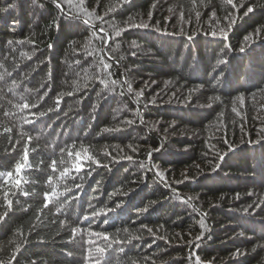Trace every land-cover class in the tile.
<instances>
[{
  "label": "trees",
  "instance_id": "trees-1",
  "mask_svg": "<svg viewBox=\"0 0 264 264\" xmlns=\"http://www.w3.org/2000/svg\"><path fill=\"white\" fill-rule=\"evenodd\" d=\"M30 2L0 0V264H264V0Z\"/></svg>",
  "mask_w": 264,
  "mask_h": 264
},
{
  "label": "snow or ice",
  "instance_id": "snow-or-ice-1",
  "mask_svg": "<svg viewBox=\"0 0 264 264\" xmlns=\"http://www.w3.org/2000/svg\"><path fill=\"white\" fill-rule=\"evenodd\" d=\"M127 2V0H119V3L120 4H123V3H126ZM57 5H58V7H60V3H58L57 2ZM13 5H9V7H12ZM232 6L234 7V8H236L235 7V4H233V2H232ZM240 7H243V4H241L240 5ZM115 10V6H110V8H109V11H114ZM253 11V7H251V6H249L248 8H247V10H246V12H245V15H247L248 13H250V12H252ZM130 23H131V19H130V21H129ZM235 21L234 20H232V21H230V25L229 26H231V23H234ZM132 26L133 27H143V28H147L148 27V24H146V23H141V24H139V25H135V24H132ZM259 31V30H258ZM117 35H119V32H117L116 33ZM246 40H248L249 39V37H246L245 38ZM13 42L11 41V43L10 44H12ZM117 47H119V46H117ZM132 47H138V45H137V43L135 42V41H133L132 42ZM242 51H243V49H241ZM121 59H122V57H121ZM223 61H221V63H222ZM107 66V65H106ZM108 67V66H107ZM132 89H131V85H129L128 86V91H131ZM137 95H139V93L137 94ZM128 123L129 124H131L132 123V121H128ZM261 133L262 134H264V128H262L261 129ZM221 159H223V157H221ZM217 167H218V165H217ZM21 169L22 168H20L19 167V164L16 166V172L17 171H21ZM158 175H160L159 173H158ZM161 179H163V177L161 176ZM46 198H47V194H46ZM142 211H147V208H145V209H142ZM201 227L203 228V227H205V225H204V221L203 220H201ZM203 225V226H202ZM199 239H200V237H199ZM238 254V253H237Z\"/></svg>",
  "mask_w": 264,
  "mask_h": 264
},
{
  "label": "clouds",
  "instance_id": "clouds-1",
  "mask_svg": "<svg viewBox=\"0 0 264 264\" xmlns=\"http://www.w3.org/2000/svg\"><path fill=\"white\" fill-rule=\"evenodd\" d=\"M50 2L52 3V4H55L56 5V7H58V5H57V3H56V0H50ZM19 3V0H17V4ZM36 3V0H31V2H30V7L33 5V4H35ZM40 7L41 8H43V5H40ZM136 42V41H135ZM11 43V41H9V44ZM52 47V45L50 44L49 45V48H51ZM105 131H107V129H105ZM246 211V210H245ZM203 226V225H202ZM241 235H243V232H241Z\"/></svg>",
  "mask_w": 264,
  "mask_h": 264
}]
</instances>
